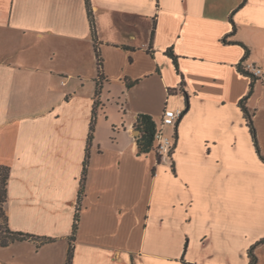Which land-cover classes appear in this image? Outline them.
I'll return each instance as SVG.
<instances>
[{"label":"crops","instance_id":"0c3cea01","mask_svg":"<svg viewBox=\"0 0 264 264\" xmlns=\"http://www.w3.org/2000/svg\"><path fill=\"white\" fill-rule=\"evenodd\" d=\"M89 2L95 40L84 0H0L7 227L34 236L12 244L31 251L14 263L65 264L70 241V264H248L264 238V161L238 64L264 70V0ZM245 106L264 155V83ZM164 107L183 113L157 161L138 152L135 122L158 126ZM254 253L264 264V243Z\"/></svg>","mask_w":264,"mask_h":264},{"label":"trees","instance_id":"16d2710c","mask_svg":"<svg viewBox=\"0 0 264 264\" xmlns=\"http://www.w3.org/2000/svg\"><path fill=\"white\" fill-rule=\"evenodd\" d=\"M84 1H85V6H86V10H87L89 23H90V29L92 32V36L95 40L96 39V27H95V22H94L92 10L90 8V2H89V0H84ZM243 2H244V0H242V3ZM153 24H155V23H153ZM152 37H153V30L151 31V39H152ZM234 43H236V42H234ZM149 47H151V46H149ZM94 52H95V57H96L97 77H98V81L96 84V92L98 93L100 91V87H101V84L99 83L100 82L99 78H100V80L102 79V75H103L102 74L103 73L102 72V66H103L102 64L103 63H102V58H101L99 48L96 45V43H94ZM168 55L171 57L172 62L174 63L177 72L179 73L178 68H177V57H176V55L172 52L171 49H168ZM238 70L242 74L250 77L248 92L239 101V105H240V108L243 112L244 118L246 120V124L249 127V132L251 134L256 152H257L258 156L260 157V159L262 161H264V155L262 154V152L259 148L258 142H257L256 131H255V127H254L253 120H252V113L249 112V110L245 106V102L248 99V97L252 94L253 86L257 80L251 72L244 69V65H242L241 63L238 64ZM181 83H182V80H181ZM181 90L183 91L182 87H181ZM183 93H184V98H185L186 103H187V94L184 91H183ZM94 120H95V112H93V114H92V120L90 123L89 134H88V144L91 142V139H92V133H93V129H94ZM135 130L139 133L135 136L138 152L143 153V152H148V151L152 150L154 148L153 147L154 146L153 145V139H154V133L156 130V124H155L154 120L152 119V117L149 114L139 113L136 117ZM171 153H172V151H171ZM156 155H157V161H160L161 160L160 154L157 153ZM87 164H88V151L86 152V155H85V158L83 161V173H82V178L80 180V189H79L78 202H77L78 204L76 206V210L74 213V221H73V225H72V238L74 237L75 231L77 229V224L79 221V199H80V196L82 195V192H83V182H84V176L86 173ZM0 171H1V173H0V203L4 205L3 207H4V214H5V220H6L5 223H6V227H7L6 203H7V198H8V196H7V180H8V176H9V167L6 165H0ZM7 229H8V227H7ZM9 231L18 237L15 239L34 238V236L30 235V234L21 233V232H13L11 230H9ZM44 240H46V239H44ZM262 243H264V238H261L260 240L255 242L248 249V257H249L248 264H255L256 263V255L254 253V250L259 244H262ZM1 245L5 246L6 243L3 242ZM71 256H72V248L70 246L68 248V255H67L66 264L71 263Z\"/></svg>","mask_w":264,"mask_h":264},{"label":"built area","instance_id":"2783aa9c","mask_svg":"<svg viewBox=\"0 0 264 264\" xmlns=\"http://www.w3.org/2000/svg\"><path fill=\"white\" fill-rule=\"evenodd\" d=\"M244 69L251 72L258 82L264 83V70L256 65L247 63ZM182 111L180 109H170L164 107L161 113L160 123L156 126L153 145L161 156L169 157L173 147V136H168L164 132L166 126L174 127Z\"/></svg>","mask_w":264,"mask_h":264},{"label":"rangeland","instance_id":"374dc122","mask_svg":"<svg viewBox=\"0 0 264 264\" xmlns=\"http://www.w3.org/2000/svg\"><path fill=\"white\" fill-rule=\"evenodd\" d=\"M154 147V146H153ZM154 151L156 152V154L158 153L156 151V148H153ZM160 154V153H158ZM161 156V155H160ZM1 173V171H0ZM4 205L0 203V264H32L31 263H27L24 257H20L18 259V261H16V263H14V258H12L13 254H16L17 252H22L23 255H30V249H27L26 247L22 248V249H15V247L13 248V243L18 242V241H23V240H27L30 238H26V239H15L18 238L16 235L12 234L6 227V223H5V214H4ZM34 239V238H31ZM42 241H44V239H42ZM6 243L5 246H2V243ZM18 246V245H15ZM70 247V241H69V246ZM58 254V253H57ZM67 255H68V250H67ZM67 255H66V260H67ZM59 256L57 255V258ZM58 260L56 261L57 264ZM33 264H45L44 261H42L41 259H37L36 261H34ZM66 264V262H65Z\"/></svg>","mask_w":264,"mask_h":264}]
</instances>
